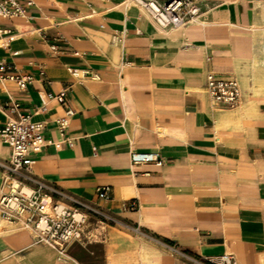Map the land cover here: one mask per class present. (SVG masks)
Wrapping results in <instances>:
<instances>
[{
	"label": "crops",
	"instance_id": "crops-1",
	"mask_svg": "<svg viewBox=\"0 0 264 264\" xmlns=\"http://www.w3.org/2000/svg\"><path fill=\"white\" fill-rule=\"evenodd\" d=\"M17 1L22 15L0 17V63L9 68L0 130L21 114L44 122L33 177L125 225H93L65 261L16 228L29 245L18 256L0 236V264H109L114 240L154 246L160 264H197L134 231L199 261L234 254L239 264H264V95L246 98L235 69L264 43V0H195L199 21L166 30L127 0ZM210 73L238 82L236 108L212 106ZM17 76L30 84L21 89ZM62 92L65 103L55 99ZM132 152H156L163 163L133 166ZM9 157L0 140V187ZM104 187L109 201L98 198Z\"/></svg>",
	"mask_w": 264,
	"mask_h": 264
},
{
	"label": "built area",
	"instance_id": "built-area-1",
	"mask_svg": "<svg viewBox=\"0 0 264 264\" xmlns=\"http://www.w3.org/2000/svg\"><path fill=\"white\" fill-rule=\"evenodd\" d=\"M148 13L161 29L186 28L199 21L201 9L195 0H132ZM130 3V0H127ZM24 13L17 0H0V17L10 19ZM117 39V36L115 37ZM9 68L0 63V76ZM15 81L21 89L31 82L26 76H17ZM210 102L215 108H236L242 97V89L237 81H224L210 73L206 86ZM52 96H49L51 98ZM65 103V92L56 96ZM18 106H15L17 109ZM73 115L68 110L66 117L58 122L61 131L68 127V119ZM45 123L32 120L31 116L21 114L18 120H9L0 130V140L10 148V157L4 170L0 187V218L9 225H21L34 234L35 242L56 250L59 260L65 261L68 247L73 242L89 240L88 229L96 226L125 224L108 211L93 206L65 193L57 187L36 180L32 175V154L39 153L45 146L43 131ZM133 166L155 163L161 165L162 158L156 152H132ZM98 198L102 201L111 199L110 188H98ZM135 210L137 204H129ZM171 252L190 258L197 264H213L191 258L175 246L162 243ZM223 264H239L234 254L221 257Z\"/></svg>",
	"mask_w": 264,
	"mask_h": 264
},
{
	"label": "bare ground",
	"instance_id": "bare-ground-1",
	"mask_svg": "<svg viewBox=\"0 0 264 264\" xmlns=\"http://www.w3.org/2000/svg\"><path fill=\"white\" fill-rule=\"evenodd\" d=\"M130 5H134L132 0H130ZM3 42L4 41H1L0 43ZM241 60L248 62V66L244 69L240 67ZM235 69L237 75H239L240 72L243 73V75L238 76V78H240L244 84L246 98H248L249 95L255 97L264 95V43L259 46L258 54L249 56V53H247L242 58L235 59ZM15 228L28 230L19 224L9 225L0 218V236L17 251L18 256H21L22 251H26L29 245V239L27 233L19 232L18 229ZM94 239L97 240V243L106 242L105 239L99 236H95ZM111 247L112 251L108 256L109 264H160V258L163 255V253L154 246L147 243H142L139 246V243L136 241L126 243L122 240L119 242L114 240L113 243H111Z\"/></svg>",
	"mask_w": 264,
	"mask_h": 264
},
{
	"label": "rangeland",
	"instance_id": "rangeland-1",
	"mask_svg": "<svg viewBox=\"0 0 264 264\" xmlns=\"http://www.w3.org/2000/svg\"><path fill=\"white\" fill-rule=\"evenodd\" d=\"M252 53H253V51L251 50H249V56H251L252 55ZM248 66V62L246 61L245 62V64H244V67H243V69L245 68V67H247ZM16 229V228H15ZM135 233H132L133 235H135L136 237H138V239L140 238V240L141 241H145V242H147L148 241V243L149 242H152V243H154V244H156V243H158V244H161L162 245V248L163 249H165V250H169L168 248H166L162 243H160L158 240H156L155 238H153V237H150V236H147L146 234H144L143 232H140V231H134ZM135 237V238H136ZM28 244H29V242H28ZM35 245V244H34ZM170 252V251H169ZM170 253H172V252H170Z\"/></svg>",
	"mask_w": 264,
	"mask_h": 264
}]
</instances>
